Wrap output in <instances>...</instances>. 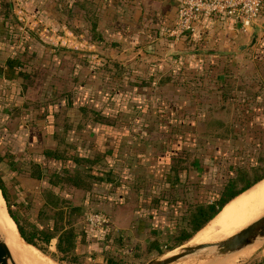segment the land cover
Returning a JSON list of instances; mask_svg holds the SVG:
<instances>
[{"label": "crops", "instance_id": "obj_1", "mask_svg": "<svg viewBox=\"0 0 264 264\" xmlns=\"http://www.w3.org/2000/svg\"><path fill=\"white\" fill-rule=\"evenodd\" d=\"M178 3L0 0V150L41 161L44 149L62 147L67 156L88 160L95 179L67 198L75 212L89 206L108 214L115 239L136 235L179 205L187 212L199 202L200 180L241 163L247 147L264 148V12L247 32L231 19L209 18L173 43L166 30ZM1 16L12 22L10 38ZM60 27L63 36L78 37V46L44 41ZM11 58L13 67L6 65ZM18 70L23 74L13 73ZM17 157L0 162L13 183L2 180L15 203L35 213L43 181L30 178ZM177 157L190 165L174 176ZM78 226L85 242L76 251L110 241ZM257 257L245 263L264 264V246Z\"/></svg>", "mask_w": 264, "mask_h": 264}, {"label": "trees", "instance_id": "obj_2", "mask_svg": "<svg viewBox=\"0 0 264 264\" xmlns=\"http://www.w3.org/2000/svg\"><path fill=\"white\" fill-rule=\"evenodd\" d=\"M4 7L5 11L8 12L7 5ZM263 12L264 0L259 17L263 15ZM1 20L2 23H5L4 31L10 38L15 33L12 22H4V16H1ZM25 32L28 33L27 31ZM15 64L16 62L13 61V58L6 61L7 66L13 67ZM13 73L23 74L20 70ZM81 110L84 109L81 108ZM248 110V105L246 108H242L241 115H245ZM87 111L86 109L84 112ZM96 118L98 117L92 116V119ZM62 140L63 137L61 136L60 142ZM3 141L4 139L0 137V143H5ZM67 155L66 150L62 147L44 149L42 152L43 160L38 161L37 156L33 154L30 157L20 155L23 157L21 158L20 156H15L11 150H0V162L6 159L10 164H13L17 157V160L21 161L22 167L26 169L30 178L43 181L39 190L41 205L37 208L34 207L36 208L35 213H30L25 207L20 208L15 203V200L11 198L6 189L1 176L0 193L4 200L7 214L14 222L17 232L24 243L31 245L36 250L43 252L62 264H80L82 260L87 261V259L88 261L94 262L95 255L93 252L79 253L76 251L77 242H85L83 237L85 236V228L83 230L78 226L80 223L85 224L81 220V212L84 208H94L84 206L78 212H75L70 205L67 194L72 189L87 191L95 177L90 173L89 168L91 164L88 160L80 158L79 156ZM47 160H50V163H47ZM86 162H89V167L82 169L80 165ZM188 165L190 164L185 159L177 157L172 160L170 169L175 176L180 170L186 171ZM245 173L240 172L236 180L233 179L234 173L233 175L232 172L231 174L229 173V178L221 184V191L215 194L211 200L199 201L188 209L187 213L182 216V221L189 227V231L183 233L180 240L186 241L194 234L196 235L208 222L216 218L227 204L264 179V170L259 176L246 182L244 181ZM235 181L240 183L244 181V183L239 188H234ZM98 231L104 234H111L112 228L108 226ZM52 241H54L53 246L55 251L59 254L58 257L47 253L46 248L40 246V244L50 246ZM119 260L114 256L105 255L96 261L98 262L97 264H118Z\"/></svg>", "mask_w": 264, "mask_h": 264}, {"label": "rangeland", "instance_id": "obj_3", "mask_svg": "<svg viewBox=\"0 0 264 264\" xmlns=\"http://www.w3.org/2000/svg\"><path fill=\"white\" fill-rule=\"evenodd\" d=\"M52 32H54L53 36H49L47 38L44 36L42 37L45 42L55 45L57 47L65 46L64 48L70 50H72L71 49L72 46H78V37L74 36L73 34H72L73 37L70 38L65 37L67 35L63 36L61 34V32H63L62 27L58 29L53 28ZM58 32H60L59 35ZM194 57H190V58H194ZM251 141H253V138L251 139ZM263 153H264V148H262L258 152V150L256 151L255 147L252 148L247 147L245 149L244 158L241 161V163L239 162H237L236 164L231 163L230 165L227 163L228 165L227 164L224 165L223 168L224 170H222L224 173L220 174V177L219 174L216 172V174L214 175L215 178H209V180H203V179L200 180L199 188H198L199 201L203 202V201L211 200L215 194L221 191L222 189L221 184L224 183L225 180L229 178L231 172L232 175L234 173L233 179L235 180L237 179V175H239L240 172L243 173L246 172L244 177L245 182L250 181L252 178L256 176H259L261 172L264 170V155L262 156ZM4 173H5L4 166L0 164V176L4 180L6 186L11 187L13 182ZM244 181L241 183L235 181L234 188H239L240 185L244 183ZM262 181H264V179ZM262 181H260L259 183H261ZM259 183H257L256 185H258ZM11 192H12L10 193L11 198L16 199V195L14 194V191ZM189 194L190 193H188V195L185 196L186 199L188 200H190V198H188V196H190ZM191 198L195 200L193 196ZM183 208H184V204H182V206L179 205L178 207L179 210L174 214L172 212L164 213L166 219H163L164 218L163 216V218H160L159 219L160 221H157V223L156 221L153 220L149 227H144L140 232H136V235L134 234L132 236H125L123 238L116 237L115 239V235L108 234L106 240L109 239L110 241H107L106 243L102 242L100 244V247H98V245L96 244H88L87 246L84 247H78L77 252L79 253L93 252L95 254H98L102 251V249H105L101 252L102 255H99L97 261L104 254V255H111L117 259H120L118 261V264H145L148 260L160 256L162 254H165L167 251L175 248L178 245L181 244L193 245L192 240L195 237V234L190 239L186 240L187 242L185 240L184 241L180 240L181 235L189 231L188 230L189 227L185 225L184 222L182 221V216H184L187 213V212L184 213ZM53 243L54 241L50 243V246H45L43 244L41 245L40 243L39 244L41 247L46 248L47 253L52 254L54 257H58L59 254L55 251ZM263 246H264V239L260 243H258L256 249H253V251L249 253L248 259L243 261V263L249 262L254 258H258L257 253L260 252ZM36 251L39 254H41L43 257L51 261L53 264H62L52 259L48 255L44 254L43 252L38 250ZM194 258L195 259L202 258V255L181 258L169 264H187ZM97 261L91 262L88 260L87 261L82 260L80 264H97L98 263ZM243 263L241 262V264Z\"/></svg>", "mask_w": 264, "mask_h": 264}, {"label": "bare ground", "instance_id": "obj_4", "mask_svg": "<svg viewBox=\"0 0 264 264\" xmlns=\"http://www.w3.org/2000/svg\"><path fill=\"white\" fill-rule=\"evenodd\" d=\"M4 204L0 193V234L4 238L15 263L53 264L39 254L34 247L21 240ZM262 214H264V181L227 204L213 221H210L205 228L195 235L192 244L225 239L237 233ZM257 245L258 242H254L242 250L224 255L201 252L193 256L202 255V258H194L187 264H240L248 259L249 253L256 249Z\"/></svg>", "mask_w": 264, "mask_h": 264}, {"label": "built area", "instance_id": "obj_5", "mask_svg": "<svg viewBox=\"0 0 264 264\" xmlns=\"http://www.w3.org/2000/svg\"><path fill=\"white\" fill-rule=\"evenodd\" d=\"M262 3L263 0H179L173 26L166 30L167 36L176 43L209 18L231 19L241 32H247L259 17ZM81 220L95 230L110 226L108 214L91 208L82 210Z\"/></svg>", "mask_w": 264, "mask_h": 264}, {"label": "water", "instance_id": "obj_6", "mask_svg": "<svg viewBox=\"0 0 264 264\" xmlns=\"http://www.w3.org/2000/svg\"><path fill=\"white\" fill-rule=\"evenodd\" d=\"M255 32L252 34L254 38ZM245 45L238 46L242 50ZM195 53H206L202 50H171L170 55H191ZM231 52L213 51L210 54L224 55ZM264 239V214L244 226L237 233L215 242H206L194 245L181 244L167 251L165 254L148 260L145 264H169L181 258L196 255L201 252L213 253L215 255L231 254L242 250L254 242L260 243ZM187 242V241H186ZM243 263V262H242ZM0 264H16L4 238L0 234ZM241 264V263H240Z\"/></svg>", "mask_w": 264, "mask_h": 264}]
</instances>
